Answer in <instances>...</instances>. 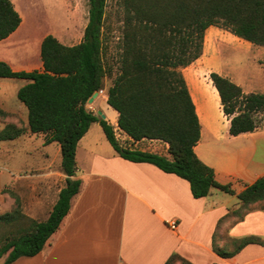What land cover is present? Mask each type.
Returning a JSON list of instances; mask_svg holds the SVG:
<instances>
[{
  "label": "trees",
  "instance_id": "1",
  "mask_svg": "<svg viewBox=\"0 0 264 264\" xmlns=\"http://www.w3.org/2000/svg\"><path fill=\"white\" fill-rule=\"evenodd\" d=\"M123 22L117 73L107 87L106 102L117 111V127L134 141L144 138L167 143L170 157L123 146L114 126L86 107L94 92L103 88L111 74L105 64L104 28L106 0H88V21L82 39L66 45L48 34L40 42L42 69L13 70L0 60V78L26 82L17 98L27 108V126L42 133L45 143L60 147V171L64 186L44 220L24 214L15 198V207L0 214V223H16L12 236L0 237V259L11 264L22 256H34L50 245L80 191L76 178V147L93 122L98 121L114 151L132 162H147L189 183L194 198L207 196L211 188L234 194L227 184L216 181L214 170L195 153L200 122L182 69L202 53L205 30L218 26L255 45H264V0H121ZM21 17L10 0H0V40L17 29ZM223 113L229 119V133L252 132L261 126L264 92H244L229 78L211 72ZM21 127L7 124L0 140L15 139ZM240 205L225 217L238 221L264 200V176L237 194ZM249 243L264 240L257 236L232 239V250L214 246L221 257H230ZM179 261L192 264L172 253L164 264ZM218 264V263H213Z\"/></svg>",
  "mask_w": 264,
  "mask_h": 264
},
{
  "label": "crops",
  "instance_id": "2",
  "mask_svg": "<svg viewBox=\"0 0 264 264\" xmlns=\"http://www.w3.org/2000/svg\"><path fill=\"white\" fill-rule=\"evenodd\" d=\"M10 1L21 22L0 40V60L15 71L26 70L13 58L24 25V0ZM87 13H74L75 27L85 28ZM56 38L64 44L67 40L62 32ZM37 64L36 69L41 70V60ZM183 75L200 122L194 151L213 168L216 181L229 185L234 194L211 188L207 196L194 198L187 180L151 163L126 160L115 151L101 156L88 149L90 162L81 166L76 147L75 177L81 180V187L69 213L50 245L11 264H164L172 253L192 264H264V245L260 243H249L230 257H221L213 249L231 250V240L245 236L264 240V200L238 221L225 217L239 207L237 194L264 176V129L231 135L229 119L210 77L207 83L197 73ZM111 114L117 126L118 113L113 110ZM137 149L170 157L169 153ZM43 175L46 186L33 185L23 205V213L37 220L47 218L66 178L59 167ZM172 219L177 221L176 229L167 224Z\"/></svg>",
  "mask_w": 264,
  "mask_h": 264
},
{
  "label": "rangeland",
  "instance_id": "3",
  "mask_svg": "<svg viewBox=\"0 0 264 264\" xmlns=\"http://www.w3.org/2000/svg\"><path fill=\"white\" fill-rule=\"evenodd\" d=\"M24 5V25L16 38L18 42L14 46L13 56L24 69L37 68L42 36L51 34L56 37L57 32H62L67 36L65 44L68 45L77 44L82 39L83 25L75 27L74 13L78 11L86 16L88 0H24ZM121 6V0H106V48L103 59L105 64L111 66V74L103 79L102 93L86 104L95 114L100 112L101 117L106 116V120L114 126L116 119L111 114L114 109L107 105L104 94L117 73L123 22ZM182 72L197 73L199 79L207 83H210L209 74L217 72L240 85L245 92H264V45L252 44L228 30L209 26L204 33L201 55L183 68ZM25 82L20 78H0V130L7 124L23 129V133L15 139L0 140V214L15 207L16 197L23 212V205L28 202L32 186H46L43 173L48 172V169L60 168L58 143H45L44 134H33L28 130L27 108L17 98V90ZM257 116L261 121L259 129H264V112ZM115 127L117 139L123 146L168 153L163 140L145 138L139 142L132 141ZM88 149L101 156L114 152L98 121L93 122L78 141L77 162L81 166L90 162ZM16 228L14 222L0 223V237L5 239L12 236ZM229 247L231 250L234 248L231 244ZM5 257L6 254L0 259V264H3ZM173 264L184 263L175 261Z\"/></svg>",
  "mask_w": 264,
  "mask_h": 264
},
{
  "label": "built area",
  "instance_id": "4",
  "mask_svg": "<svg viewBox=\"0 0 264 264\" xmlns=\"http://www.w3.org/2000/svg\"><path fill=\"white\" fill-rule=\"evenodd\" d=\"M98 92V94H100V93H102V90L100 89L99 91H97ZM92 111V110H91ZM117 129H119V128H117ZM120 130V129H119ZM115 132H117V130H114ZM115 135H117L116 133H115ZM127 137H129V136H127ZM116 138H117V136H116ZM145 139V138H144ZM130 140H132L131 138H130ZM133 141V140H132ZM168 226H169V228H171V229H176V227H177V221L176 220H174V219H172V220H169L168 221Z\"/></svg>",
  "mask_w": 264,
  "mask_h": 264
},
{
  "label": "water",
  "instance_id": "5",
  "mask_svg": "<svg viewBox=\"0 0 264 264\" xmlns=\"http://www.w3.org/2000/svg\"><path fill=\"white\" fill-rule=\"evenodd\" d=\"M98 95V92L96 91V92H94L93 93V95L89 98V100H88V102H92L93 101V99L96 97ZM99 114H100V112H99ZM105 116L104 115H102V118H104Z\"/></svg>",
  "mask_w": 264,
  "mask_h": 264
}]
</instances>
